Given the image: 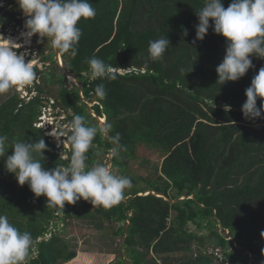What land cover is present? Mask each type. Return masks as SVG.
Segmentation results:
<instances>
[{"label": "trees", "instance_id": "trees-1", "mask_svg": "<svg viewBox=\"0 0 264 264\" xmlns=\"http://www.w3.org/2000/svg\"><path fill=\"white\" fill-rule=\"evenodd\" d=\"M90 2L97 14L79 22L82 35L76 56L69 52L62 58L84 83L86 99L98 102L91 110L106 116L111 135L119 133L124 150L113 158L112 166L131 178L132 187L111 207L81 199L66 203L61 211L47 205L44 196L35 197L27 184L18 185L0 158V214L31 233L34 245L27 264H87L89 255L71 250L63 237L75 220L99 230L116 225L112 234L123 239L125 250L118 264H127L125 257L130 264H245L244 253L264 261V114L246 120L241 112L245 90L264 59L253 55V67L242 78L220 85L215 69L225 53L224 38L210 27L203 40L195 39V12L204 0ZM222 3L226 8L231 0ZM11 15V22L17 21ZM164 35L169 48L161 58L149 59V41ZM92 57L123 73H115V79H91L86 61ZM98 84L105 87L104 98L94 94ZM74 93L63 88V104L95 125L79 90ZM20 103L15 94L0 105V135L9 142L43 138L44 160L37 155L43 167L67 165L34 126L43 105L40 97L22 108ZM260 104L258 98V108ZM111 148L98 134L87 162L97 163V152L109 153ZM143 148L161 154L162 163L152 167L142 156ZM10 154L11 149L6 155ZM135 162L151 175H132ZM141 181L147 187L140 186ZM191 224L197 231L208 230V236L191 231ZM206 243L213 253L204 252ZM178 254L183 255L175 258ZM107 264H114V259Z\"/></svg>", "mask_w": 264, "mask_h": 264}, {"label": "clouds", "instance_id": "clouds-1", "mask_svg": "<svg viewBox=\"0 0 264 264\" xmlns=\"http://www.w3.org/2000/svg\"><path fill=\"white\" fill-rule=\"evenodd\" d=\"M17 3L26 17L24 28L28 37L37 35L42 41L46 39L53 49L61 53L70 52L73 57L77 54L76 46L82 35L79 22L97 14L90 0H17ZM195 15L198 20L196 40H203L210 27L214 34L225 40L224 56L215 69L216 83L223 85L242 78L253 67V55L264 59V0H231L226 8L222 0H204ZM184 35H187V30ZM19 47V44L0 36V94L13 87L31 85L37 79L34 60L26 61L24 53H17ZM168 48L169 40L165 35L149 41V59L161 58ZM86 63L93 80L115 79V73H123L115 71L112 65L97 57L89 58ZM94 94L104 98L107 95L104 85L98 84ZM245 97L241 107L243 117L246 120L262 118L264 66L251 79ZM258 98L261 100L259 108ZM224 108L230 110L228 105ZM101 119L105 120L106 116ZM110 132V123L89 125L85 116L75 114L57 137L58 140L66 138L60 142L63 145L67 142L71 147L70 155L64 157L68 160L67 165L51 169L43 167L40 158L44 160L43 152L47 150L43 138L35 142H9L7 136L0 135V158H3L5 169L14 175L18 185L27 184L34 196H44L49 206L63 211L66 203L75 204L83 199L92 205L111 207L123 200L125 189L132 187L131 178L116 174L110 163L87 162V154L98 134L112 144L110 157L116 158L124 150L119 133L110 135ZM9 149L11 154L6 155ZM261 236L264 237V231ZM33 245L31 233L21 231L7 215L0 214V264H27Z\"/></svg>", "mask_w": 264, "mask_h": 264}, {"label": "rangeland", "instance_id": "rangeland-1", "mask_svg": "<svg viewBox=\"0 0 264 264\" xmlns=\"http://www.w3.org/2000/svg\"><path fill=\"white\" fill-rule=\"evenodd\" d=\"M14 2L16 3V6H14L11 3V5H12L11 10H13L16 15H20L21 20L24 21L26 19V17L24 16L23 12L20 10L18 3H17V0H14ZM12 18H13V16L11 14L6 13L2 18H0V25H3V26L9 25ZM17 26H20V31H24V26H23L22 22L17 23ZM17 33H19L21 35V32H19L18 30H17ZM24 36H26L28 39L30 38L26 35V33H24ZM37 40L42 41L40 37H38ZM42 42H43V49L41 51L42 56L39 55V57L40 58L43 57L44 61L49 62V66H48V68H45V70L43 71L42 77L40 79L38 78L40 80L41 86L44 90L43 94L46 97L56 98V99L61 100L60 93H61L63 88H67L68 91H72L73 93L75 92L74 94H76V92L79 90L80 96L82 98L84 97V100H82L83 103H85V104L90 103L87 105L88 106L90 105L92 107L97 105L98 102H96L95 98H93L92 100H89V99H86V97L84 96V94H83L84 83L83 82L80 81V83L83 87V91L80 92L79 85H77V81L75 80L76 81V83H75L74 80L70 79V77L66 78L64 76V74L61 71V66H63V68L66 71H69V73H71V71L67 68L66 60L62 58V61H59V63H56L57 58H55L53 54L54 53L56 54L57 50L53 49L49 44H47L46 39L43 40ZM60 56L61 57L63 56L62 53L60 54ZM58 75H62V78ZM85 75H87V74H85ZM15 94L18 95V88L17 87H13L12 89H10L5 94H0V105L6 99L14 96ZM95 102H96V104H94ZM90 106L88 108V113L91 114V116H92L91 117L92 122H94V124H96V123L101 124L99 122V120L95 117V115L93 114V111L91 110ZM73 113H74V111H73ZM102 122H105V120L102 119ZM68 123L69 122L66 119L59 124L60 125V132L65 130V126ZM44 129H46V128H44ZM45 136H46V134H45ZM70 152H71V149L68 150L67 156H69ZM61 153L66 154L65 151H63ZM142 156L144 157V159L149 160L152 167L162 163V155L156 151L149 150V148H143L142 149ZM96 158H97V163L98 162L110 163L112 165L113 158L109 156V153H105V150H103V149L97 152ZM141 160L142 159H140V162H141ZM112 168H113V166H112ZM131 169L133 171L132 175H134V176H138V175L140 176L141 174L144 176L151 175V173L147 171L146 167L145 168L141 167V163H138V162L133 163L131 166ZM113 170H115V169H113ZM115 172L118 175L127 176L123 173V170L119 171L116 169ZM139 185L142 187H147V185L143 181L139 182ZM129 189L130 188L125 189V192ZM148 194H149V192H148ZM56 215H58V213H56ZM55 222H59V220H57ZM58 228L61 230L62 225H58ZM219 228H220L219 231L221 233H223V235L227 234V232L226 233L222 232L223 230H222L220 225H219ZM115 229H116V225H113L111 227V229L106 228L105 230H99V229H96L89 222L75 220L74 223L70 226L69 231L67 233H65V235H63V237L70 244L71 250L76 251L77 253H79V255H81V253H86L89 255V259L87 260V264H92L91 261H93V264H96V263L107 264L112 259H114V264H118L119 257H122L124 255L125 250L123 247V239L121 237L114 236L112 234V230H115ZM49 230L54 232L52 226L49 227ZM190 230L195 232V233H198L200 236H208V234H209L208 230H202L201 232L197 231L196 227L193 224H191ZM50 238H51L50 234L48 236H46V239H50ZM234 245L237 246L236 244H234ZM203 248H207L206 250H204V252L207 251L209 253H213V247L211 246L210 243H206L203 246ZM215 252H217V249ZM218 254H219V258H223V255L221 254L220 249H218ZM79 255H78V257H79ZM182 255L183 254H178V255H175L174 257L175 258H181ZM243 255L245 257H243L242 261H244L245 264H264V261L255 260L254 257L252 256V254H250V253H244ZM216 256H218V255H216ZM122 259L126 260L127 264H130L128 258L125 257ZM175 264H179V261L176 262Z\"/></svg>", "mask_w": 264, "mask_h": 264}, {"label": "built area", "instance_id": "built-area-1", "mask_svg": "<svg viewBox=\"0 0 264 264\" xmlns=\"http://www.w3.org/2000/svg\"><path fill=\"white\" fill-rule=\"evenodd\" d=\"M11 8L12 5L9 0H0V18H2L6 13L13 14L14 11L11 10ZM16 19L17 21L10 22L7 26L0 25V36L19 44L20 47L16 49L17 53H24L26 61L33 59L34 69L37 73V79L33 82V84L23 88H18V96L21 101L19 108H22L34 99L40 97L43 105L41 107V113L34 126L41 129L44 134H46L49 141L55 145L56 153L63 158L67 156L68 150H70L71 147L67 142H65L64 145L60 142L66 138L60 137L59 140L57 139V136L60 133L59 124L66 119L70 122L71 117L74 115L73 110L67 108L61 100L46 97L43 92L39 90V88H42L39 79L42 77V73L45 68H48L49 66V62L44 61L43 57H39V55L42 56L41 51L43 49V42L37 40L39 37L37 35L31 36L29 39L24 36V33H26L27 30L24 28V31H20V26H17V23L22 22L24 26L25 20L22 21L20 15H17ZM17 30L21 32V35L17 33ZM94 104H96V102ZM62 150L65 151L66 154L61 153L63 152Z\"/></svg>", "mask_w": 264, "mask_h": 264}, {"label": "water", "instance_id": "water-1", "mask_svg": "<svg viewBox=\"0 0 264 264\" xmlns=\"http://www.w3.org/2000/svg\"><path fill=\"white\" fill-rule=\"evenodd\" d=\"M60 54H61V52H59V51H56V57H57V62L59 63V61H61V59H62V57L60 56ZM61 71H62V73L64 74V76L66 77V78H68V76L71 74V73H69V71H66L64 68H63V66H61ZM72 75V74H71ZM72 76H74V74L72 75ZM75 77V79H76V81H77V85H79V89H80V92H82L83 91V87H82V85H81V83H80V81H79V79L76 77V76H74ZM82 98V97H81ZM82 100H84V97L82 98ZM86 100V99H85ZM87 101V100H86ZM88 102V101H87ZM87 104H90V103H87ZM90 106V105H89ZM93 114L95 115V117L99 120V122L101 123V124H103V123H107V121H106V119H105V122H102V119L93 111ZM110 135H111V133H110ZM152 192H149V194H151ZM148 194V195H149ZM155 194V193H154ZM142 196V195H141ZM159 197H163L162 195H158ZM190 198H192V197H190ZM189 198V199H190ZM185 199H187V198H182V199H180V200H185ZM177 201H174V203H176Z\"/></svg>", "mask_w": 264, "mask_h": 264}, {"label": "bare ground", "instance_id": "bare-ground-1", "mask_svg": "<svg viewBox=\"0 0 264 264\" xmlns=\"http://www.w3.org/2000/svg\"><path fill=\"white\" fill-rule=\"evenodd\" d=\"M61 61H62V59H61ZM69 77H70V79H71V80H74V82L76 83V81H75L76 79H75V77H74V76H72V75H69V76H68V78H69Z\"/></svg>", "mask_w": 264, "mask_h": 264}, {"label": "flooded vegetation", "instance_id": "flooded-vegetation-1", "mask_svg": "<svg viewBox=\"0 0 264 264\" xmlns=\"http://www.w3.org/2000/svg\"><path fill=\"white\" fill-rule=\"evenodd\" d=\"M53 55H54V57L56 58V56H55L56 54L54 53Z\"/></svg>", "mask_w": 264, "mask_h": 264}]
</instances>
